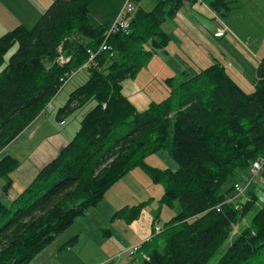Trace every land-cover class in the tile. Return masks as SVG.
<instances>
[{
	"label": "trees",
	"instance_id": "obj_1",
	"mask_svg": "<svg viewBox=\"0 0 264 264\" xmlns=\"http://www.w3.org/2000/svg\"><path fill=\"white\" fill-rule=\"evenodd\" d=\"M93 1L54 0L33 27L0 36V152L46 111L62 79L87 63L88 51L94 54L84 82L57 113L61 118L89 107L78 131L15 200H0V264H29L133 168L163 184L162 204L179 206L158 234L152 229L141 243L140 264H209L244 220L216 264H264V202L252 188L229 201L234 183L249 178L252 162L264 159V54L251 90L213 64L176 86L167 79V97L139 112L121 86L166 46L161 24L185 2L205 3L223 18L235 0H162L153 11H137L130 32L111 36L106 51L100 46L107 27L89 17ZM60 56L68 61L60 63ZM161 150L176 170L145 163ZM17 166L12 157L0 160L3 192ZM262 168L264 179V162ZM142 204L115 217L123 214L132 223Z\"/></svg>",
	"mask_w": 264,
	"mask_h": 264
},
{
	"label": "crops",
	"instance_id": "obj_2",
	"mask_svg": "<svg viewBox=\"0 0 264 264\" xmlns=\"http://www.w3.org/2000/svg\"><path fill=\"white\" fill-rule=\"evenodd\" d=\"M52 1L54 0H0V27L5 25L8 30L18 26L31 28ZM123 2L118 3L119 6L113 10L114 12L107 11L105 15L109 14V17L114 18L115 13L123 6ZM255 4L254 0H235L233 8L228 13L231 21L228 14L225 21L203 3L185 2L173 16L166 18L161 24L162 31L168 36V43L163 49L156 50L154 54L156 60L152 64L150 73L152 78H155L156 70L160 65L157 78L165 84V88H169L166 84V80L169 78L176 81V77H179V82H181L187 75L195 71L219 64L230 76L234 75L235 77H232L235 80L237 76L233 74V70L240 71L242 78L244 75L253 77L252 86H248L255 87L257 66L264 54V9L255 8ZM202 11L206 12L205 16ZM89 17H92L90 9ZM94 20L99 24L92 21L93 24L109 26L101 22L100 18H94ZM251 23L263 27V36H260L261 34L254 36ZM222 24L227 30L223 37L215 38L213 34L223 26ZM248 61L252 63V67L247 66ZM141 70L133 76L136 77L137 73L140 75ZM84 79H81L76 87L82 84ZM134 82L135 78L131 82L127 78L121 84L122 93L128 100L129 98L124 92L126 89L133 88ZM129 101L139 112L144 111L150 105L140 110L137 108L138 105ZM47 111L48 109L40 114L0 152V160L9 156L18 162L17 168L8 174L11 185L6 192L2 191L5 180L0 178V200L5 204L15 200L32 183L40 170L51 162L75 135L77 126H66L65 116L61 118L56 116V120L51 121L45 117ZM62 121L63 124H61ZM55 126L66 127L62 131H57ZM176 204H174V208L176 207L179 211V206ZM141 217H144L143 221ZM153 221L154 219L149 213L143 212L132 223L125 222L126 224H124L122 221L119 234L130 239V245L126 249L150 238Z\"/></svg>",
	"mask_w": 264,
	"mask_h": 264
},
{
	"label": "rangeland",
	"instance_id": "obj_3",
	"mask_svg": "<svg viewBox=\"0 0 264 264\" xmlns=\"http://www.w3.org/2000/svg\"><path fill=\"white\" fill-rule=\"evenodd\" d=\"M119 1L120 0L93 1L89 8L92 12V17H90L91 21L99 24V22L95 21L94 18H100L102 20L101 22H104V24L110 26L113 17L111 18L109 17V14L105 15V13L107 11H113L117 6H119V4L123 2V0H121L120 3ZM160 1L162 0H135L136 8L131 18V22L137 11H142L145 13L153 11ZM254 1H256L255 8L264 9V0ZM202 14L205 16L206 12L204 13L202 11ZM228 15L223 17L225 21ZM229 19L231 21L230 15ZM227 23L229 24L228 21ZM251 28L254 36H258L260 34V36H263V27H258L256 23H251ZM10 30H8V27L5 25L4 27H0V36ZM155 60L156 57L153 56L152 59L145 65V67L142 68L140 75L137 73L136 77L133 76L128 78L129 82L134 81L135 78V82L133 84L134 86L131 89H126L124 93L129 98V100L138 105L137 108L140 110L144 109L150 103H158L163 101L169 93L170 88H165V84L160 81L159 78H157L160 65L156 70L154 79L150 74L152 70V64L155 62ZM247 66L252 67V63L248 61ZM147 67L148 70L146 69ZM233 74H236V80L242 88L245 90L252 89L249 86H252L253 77L251 78V76L244 75L242 78L240 76V71L237 70H233ZM85 75L86 74L84 71H77L74 77L62 86L54 99H52V101L49 103L51 108L48 109L47 113L45 114L47 119H50L51 121L56 120L55 118L57 116V111L59 108L64 106L71 91L76 88V84L81 79L85 78ZM238 79L242 80L241 82L243 84ZM179 81V77H176V81L174 80L175 86L179 83ZM88 108L89 107L78 109L75 112L65 116L64 121L66 122V126H77V132L80 125L79 123L81 116L85 111L88 110ZM65 127L59 128L55 126L57 131H62ZM145 163L150 167L161 170L177 169V163L165 150H161L156 154L148 156L145 159ZM262 172L252 179L251 185H249L248 189L246 190L247 193V191L252 188L255 194L258 196L260 203L264 202V179ZM232 181L233 179L229 178L224 187L227 188ZM241 181L243 184H247L249 182V178L243 176ZM163 194L164 186L162 183H155L141 168H133L104 193L102 201H100L96 206L89 207L82 215L76 217L71 226L68 227L56 239H54L41 252L36 254L29 264H107L110 259H113V261L110 262L111 264H140L141 257L139 254L135 255L131 259L127 258V253L125 252H127L126 248L130 245V239L119 234V232H121L120 227L122 221H124V224L126 223L125 220L122 219L123 214L121 216L118 215V218L115 217V214L122 209L123 212L129 216V208L133 206H139V204L143 203L140 213H149L153 219L157 216L158 222L153 226L155 227V225H159L163 227V225L169 221L171 217L175 216L179 212L176 207L170 208L161 203ZM143 219L144 217H141L142 221ZM246 225L247 221L244 220L239 225L234 227V231L231 234L230 239L220 248V250H218L209 264H216L219 258L226 251L229 244L237 237L240 229ZM119 253L121 255L120 258L114 260V258Z\"/></svg>",
	"mask_w": 264,
	"mask_h": 264
},
{
	"label": "built area",
	"instance_id": "obj_4",
	"mask_svg": "<svg viewBox=\"0 0 264 264\" xmlns=\"http://www.w3.org/2000/svg\"><path fill=\"white\" fill-rule=\"evenodd\" d=\"M135 0H125L123 3V6L121 7V9L118 11V13L114 16L113 21L111 23V25L109 27L106 28L105 30V40L102 43V45L100 46V50L101 51H106L107 49H109V46L107 45V41L108 39L116 34H124L127 35L130 30H131V18L135 12ZM223 25V24H222ZM227 28L223 25L222 27H220L218 29L217 32H215L213 35L215 38H221L223 37V35L225 34ZM89 53V59L87 61V63L85 65L82 66V68H80L79 70L76 71H72L70 73H68L63 79H62V86L67 82L70 81L75 73L77 71H81V70H86L89 63H91V61L93 60L94 54L90 51H88ZM60 63L63 62H67L68 59L60 56L58 58ZM51 107L50 104L47 105V109H49ZM64 122L62 121L61 124H63ZM263 162L264 159H258L255 160L254 162H252L250 168H249V182L247 184H243L240 182H235L233 185V190H234V196L232 198L229 199V201H235V199L240 198V197H245V193L246 190L248 189L252 179L256 176H258L260 174V172L262 171V167H263ZM239 206L236 205L235 209H238ZM162 229V226L159 225H155L153 232L154 234H158ZM141 244H135L133 246H131L129 249H127V258L131 259L132 257H134L135 255L138 254L139 250H140ZM120 254H118L115 259H119L120 258ZM141 257H145L144 255H141ZM113 259L109 260V264H111L110 262H112ZM107 263V264H108Z\"/></svg>",
	"mask_w": 264,
	"mask_h": 264
}]
</instances>
